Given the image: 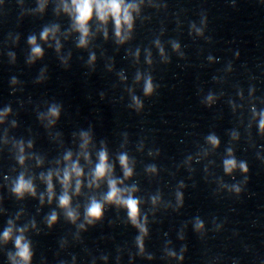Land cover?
Wrapping results in <instances>:
<instances>
[{"label": "clouds", "instance_id": "1", "mask_svg": "<svg viewBox=\"0 0 264 264\" xmlns=\"http://www.w3.org/2000/svg\"><path fill=\"white\" fill-rule=\"evenodd\" d=\"M43 10V5H41V11ZM137 5L127 4L125 0H71V5L67 3L64 4V11L68 13L74 20V29L80 33L79 47H86L89 37V22L93 19L95 15L102 24H107L109 19L113 21L115 25V35L120 42H123L124 36L123 31L126 28L128 32H131L133 26V16L132 12L137 11ZM193 27H195L193 25ZM58 28L53 27L51 29L45 28L41 34L40 39L47 42L50 38L56 39V32ZM198 35H202L201 29H196ZM107 36V33H105ZM28 43L31 45V56L29 57V63L34 62L37 58L43 56V49L37 43V38L33 35L28 38ZM59 41H57V51H59ZM174 49H179L178 44H173ZM162 51V50H161ZM94 59V57H93ZM139 79V77H137ZM154 91V85L152 83V78L149 76L145 80L144 84V93L145 95H151ZM137 108L142 107L139 100L133 97ZM209 103L212 102L213 97L209 95L207 97ZM10 109H5L4 113L0 115H7ZM49 117L53 118L50 120V123H53L55 118H58L60 115V107L57 104H53L49 107L48 110ZM259 129L261 133H264V116L259 120ZM83 139L82 147L86 148L90 143V136L88 133H81ZM233 138H236L235 136ZM207 141L213 147L219 146V139L211 134L207 137ZM31 146V145H29ZM21 153H23V146L20 147ZM227 159L224 160V172L231 175L234 170L237 168L246 173L248 171V166L244 161L238 162L235 157L232 155L231 150L228 152ZM66 160H71V154L69 153L66 157ZM121 167L124 171V177L128 178L132 176V168L129 166V160L127 155H121L119 157ZM19 162L24 163V157L21 155L19 157ZM155 171V169H150ZM113 169L108 163V156L106 151H102L99 155V163L97 164L95 171L92 176V180L89 184V187H99L100 182L107 181L108 191L100 200H97L95 197L90 199V202L85 208L84 219L87 224H93L95 221L99 220L103 216L105 204H114L119 207L127 209L128 218L131 221L132 225L139 229L141 233L140 236L136 238L137 245L143 251V238L147 235L146 228V217L144 220H141L140 216V200L133 196L132 193L136 191V188H121L119 185L123 181L112 178L111 173ZM83 172L82 169L73 164L70 169H66L63 173V177L60 179V183L63 187V194L59 197V207L65 210V214L68 220L75 223L78 219V212L72 208V199L69 195V190L73 178L75 177V193L79 194L81 189V180ZM59 178V177H58ZM41 179L47 184V195L49 203L52 201L55 193L53 186V174L49 173L47 177L41 176ZM12 192L16 195L17 198L23 199L26 194L35 196L36 189L33 182L30 179H26L23 174H21L17 180L14 182L12 187ZM232 191L237 193L240 192V187L238 185H233L231 188ZM178 202H182V194L177 193ZM155 199L153 203H155ZM41 203H43V196H41ZM57 221V214L52 212L51 215L47 217V223L51 227ZM35 225H33L34 227ZM81 228L84 225H80ZM195 230L200 232L204 228L203 222L196 218L194 224ZM27 228L16 229L11 220L8 221V227L5 228L2 234H0V241L7 244L9 241H12L15 246V253H9L8 259L11 264H31L33 252L31 248V243L25 237V232ZM19 234L16 235L15 233ZM172 255H175L172 253ZM181 259L183 257H180Z\"/></svg>", "mask_w": 264, "mask_h": 264}]
</instances>
